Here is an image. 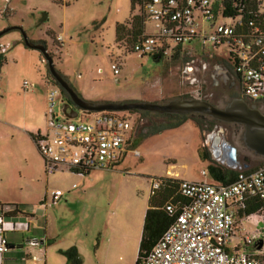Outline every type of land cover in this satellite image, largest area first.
I'll use <instances>...</instances> for the list:
<instances>
[{"label": "rangeland", "instance_id": "374dc122", "mask_svg": "<svg viewBox=\"0 0 264 264\" xmlns=\"http://www.w3.org/2000/svg\"><path fill=\"white\" fill-rule=\"evenodd\" d=\"M139 13L137 7L135 14ZM131 16V0H0V43L8 48L7 62L0 63V203L34 208V227L48 231V264H67L62 251L73 247L78 248L82 264H137L154 180L206 179L212 183L210 165L245 171L214 160L212 138L221 137L222 130L211 126L210 120L201 130L189 120L176 129L147 136L142 112H119L135 122L137 132L117 169L96 170L89 176L61 171L48 175L29 132L48 133V94L57 86L52 81L49 84L48 61L39 51L26 47L25 37L45 43L59 74L91 103L166 104L174 99H204L221 91L220 84L211 81L205 86L181 76L184 59H193L192 45H186L183 55L174 59L178 46L171 41L168 55L159 61L126 49L124 43L119 45L117 24L127 23ZM218 23L231 20L220 18ZM155 26L154 21H147L148 34L156 32ZM198 47L201 55L203 47ZM205 53L226 58L228 49L207 46ZM115 64L120 75L114 72ZM64 98L60 92L56 116L62 117ZM213 100L221 108L229 102L221 95ZM95 117L81 111L77 120L93 121ZM243 131L232 138L242 152L246 149ZM256 167H264V159ZM57 190L65 194L64 199L45 203L46 196ZM247 225L255 229L254 224ZM124 230L132 235L136 231L135 239L126 246L114 234Z\"/></svg>", "mask_w": 264, "mask_h": 264}, {"label": "built area", "instance_id": "2783aa9c", "mask_svg": "<svg viewBox=\"0 0 264 264\" xmlns=\"http://www.w3.org/2000/svg\"><path fill=\"white\" fill-rule=\"evenodd\" d=\"M234 1L244 0H154L147 5L146 14L148 20L155 22L156 32L144 35L134 50L142 55L159 52L167 56L171 41L178 49L192 45L193 52L198 46L204 52L207 46L214 50L226 46L244 97L255 103L264 101V0H252L254 7L249 8L234 5L239 11L230 14L229 4ZM220 18L231 23H218ZM200 20L209 28L202 27ZM7 53L8 48L0 43V61ZM113 69L120 75L118 65H113ZM59 93L57 87L49 91V131L36 139L48 175H54L61 167L79 174L117 169L135 139L133 122L112 111L92 113L96 115L93 121L56 116ZM160 188L159 180H154L151 192ZM180 193L190 200L189 206L142 264H264V255L234 254L227 249L236 228L231 204L243 210L250 203L260 204L255 216L264 225V167L239 172L230 184L182 180ZM64 197L57 190L51 193L50 200L56 204ZM167 211L176 213L173 205ZM34 215L32 207L0 205V264L5 263L11 251V235L22 233L23 229L29 231ZM27 234L19 239L20 248L25 261L36 263L46 256L45 236ZM256 243L264 246V240Z\"/></svg>", "mask_w": 264, "mask_h": 264}, {"label": "trees", "instance_id": "16d2710c", "mask_svg": "<svg viewBox=\"0 0 264 264\" xmlns=\"http://www.w3.org/2000/svg\"><path fill=\"white\" fill-rule=\"evenodd\" d=\"M154 0H131L132 3V16L131 19L127 23H119L116 27V39L119 45L123 43L126 49L129 47L131 51L136 52L134 47L137 43H139L143 36L148 34L146 30V23L148 21V15L146 14V7ZM243 7L246 6L249 8L250 6L254 7V1L252 0H244L242 3L239 1L230 2L229 12L230 14H236L239 11V8L234 5H238ZM140 8V13L135 14L136 8ZM236 16V15H235ZM39 44L45 45V43L40 42ZM128 48V49H129ZM198 49L193 52V54H198ZM205 53V52H203ZM181 50L178 49L174 54V59L181 57ZM191 54V55H193ZM183 55V54H182ZM146 56V55H143ZM156 60H161L164 55H159V52L151 54ZM52 57V55H51ZM53 58V57H52ZM5 60L0 61V63H4ZM50 73V72H49ZM48 81L53 85L58 86L56 79L50 73L48 76ZM65 101H69L70 97L68 94L63 91ZM81 96V95H79ZM136 112V111H134ZM133 112V113H134ZM131 113V112H130ZM138 113V112H137ZM143 119L147 120L145 125V132L149 135H157L162 132H167L172 129H176L178 127L183 126L187 121L193 120L197 126L203 129V125L207 122L200 119L199 117L193 115L187 116H179V115H160L150 112H142ZM37 136H33V140L36 143ZM209 174L213 179L212 183L215 184H230L236 180L238 176V172L232 170H224L222 168H218L216 166H209ZM161 184V188L156 192H151L148 209L146 212L145 220H144V228L143 234L140 243L139 256L137 260V264H142L147 260L148 256L152 252V250L157 246L160 240L163 238L164 234L170 229V227L175 223L177 217L184 211V209L189 206L190 200L184 197L180 193V183L179 179H170L163 178L159 179ZM1 205V204H0ZM169 205H173L175 207L176 213L172 215L167 211V207ZM8 208L15 207H25L20 205H4ZM261 209L260 204L250 203L247 205V208L244 210L247 214L255 215ZM20 213L17 211V214ZM16 213H12L15 215ZM62 254L67 258V264H82V260L79 255V251L77 247L70 248L68 250L62 251Z\"/></svg>", "mask_w": 264, "mask_h": 264}, {"label": "water", "instance_id": "95a60500", "mask_svg": "<svg viewBox=\"0 0 264 264\" xmlns=\"http://www.w3.org/2000/svg\"><path fill=\"white\" fill-rule=\"evenodd\" d=\"M25 44L28 49L39 51L48 61L49 70L56 79L61 92L65 91L78 109L69 112L70 105L64 104L62 114L67 119H77L79 110L92 114L96 112H150L160 115H201L209 116L219 122L238 124L243 126L242 140L246 148L257 157L264 158V114L256 105H250L244 99L230 101L224 109L217 108L209 101L203 99H175L166 104L131 102L124 104L115 103H91L84 100L73 88L63 79L56 70L53 58L48 53L45 45L34 43L25 37ZM230 160L240 165L237 148L227 143ZM236 169V167L232 168Z\"/></svg>", "mask_w": 264, "mask_h": 264}, {"label": "flooded vegetation", "instance_id": "af4514ba", "mask_svg": "<svg viewBox=\"0 0 264 264\" xmlns=\"http://www.w3.org/2000/svg\"><path fill=\"white\" fill-rule=\"evenodd\" d=\"M193 59H189L186 61L184 68L181 71V76L185 77L187 80L193 79V81H199L201 84H205L207 86L208 82H213L215 85H222L221 91L216 90L212 97L218 96H227L229 98V102L234 99H244L250 105H256L257 108L264 114L263 106L264 101L260 102H251L246 99L242 92V87L240 84L239 77L235 74L234 66L231 63V60L228 57H220L217 55H207L206 53H202L201 55L193 54ZM187 74V75H186ZM211 96L205 97L206 101H209L217 108L224 109L229 102H226L223 108H221L212 98ZM203 99V100H204ZM65 104L70 105L69 112L73 109H78L74 102L70 99L69 101H65ZM261 106V108H260ZM81 110H79L80 115ZM83 112V111H82ZM140 113V112H139ZM199 117L200 119L208 122L212 121V125H216V129L222 130L220 133L221 137H215L213 139V158L219 164L223 166H227L229 168H235V170L243 169L247 162H251L254 164L260 163L263 159L254 155V158H251L247 153L249 151L247 148H244V151H240L239 148L232 142V138L235 139L239 136L243 126L238 124H229L219 122L209 116L203 117L201 115H193ZM134 133L136 135V124L133 123ZM243 136V135H242ZM227 143L237 148L238 160L240 165L234 164L229 158V150L227 148ZM244 143V142H243ZM246 147V146H245ZM251 153V152H250ZM243 166V167H242ZM246 171V170H245Z\"/></svg>", "mask_w": 264, "mask_h": 264}, {"label": "crops", "instance_id": "0c3cea01", "mask_svg": "<svg viewBox=\"0 0 264 264\" xmlns=\"http://www.w3.org/2000/svg\"><path fill=\"white\" fill-rule=\"evenodd\" d=\"M179 49L181 50V53L183 54L184 51H182L183 50L182 47H180ZM206 54L209 55V53H206ZM4 60H5V62H7L6 59H4ZM49 84H50V82H49ZM163 100H161V101H163ZM161 101H159V102H161ZM99 103H106V102H104L103 100H98L97 104H99ZM42 131L43 130H39L36 132L35 131L29 132L32 140H33V136L43 134ZM48 131H49V128H48ZM259 158H261V157H259ZM262 159H264V158H262ZM258 164L247 162L246 165L244 166V168L240 169V170H256V169H258L256 167ZM58 171L68 172L69 174H73L75 176H77V175L89 176L92 172L91 171L90 173L79 174V173H75V172L71 171L70 169H68L66 167H61V168H59ZM205 177H206V175H205ZM204 181L208 182L206 179ZM76 188H74V189H76ZM50 198H51V193L46 196V199L44 202L48 203ZM230 211H232L235 215L236 228H235L234 238H233L232 242L227 244V249L234 254L246 253V254L253 255L255 257H259V256L262 257L264 255V246H262L261 244H257L256 241L257 240H264V228L258 230V228L261 227L263 224L259 221L257 216H255L253 214L252 215L247 214L243 209H241L237 206H234L233 204L230 205ZM35 219H36V216L34 215L32 220H35ZM32 220H31V226H30L29 231H28V229H23V230H21L22 233L11 235V238L14 240H12L13 243H12L11 251L7 255V257H5V263L4 264H29L31 262V261H25L24 260L25 254L20 248V240L19 239L22 237V235H26L27 233H29V234H43L45 236L46 256H45V258H43V260L36 262V264L40 263V262H42L44 264H48L47 245H48V243H50V240H48V231L42 230V228L37 229L36 227H34ZM247 224H249V225L254 224L255 229H251V227H249ZM131 233L132 232H127L126 230H124L123 232L116 231V232H114V234H116V236H117V238H115V240L121 242L122 244H124V246H126L128 240H134L135 239L136 231H135L134 235H132ZM247 238L253 240V243L249 244ZM117 248L120 249V243L117 246ZM33 264H35V263H33Z\"/></svg>", "mask_w": 264, "mask_h": 264}, {"label": "clouds", "instance_id": "9594fccd", "mask_svg": "<svg viewBox=\"0 0 264 264\" xmlns=\"http://www.w3.org/2000/svg\"><path fill=\"white\" fill-rule=\"evenodd\" d=\"M58 87V86H57ZM59 88V87H58ZM60 90V89H59ZM60 92H61V90H60Z\"/></svg>", "mask_w": 264, "mask_h": 264}]
</instances>
